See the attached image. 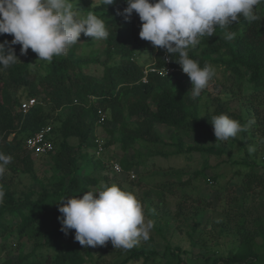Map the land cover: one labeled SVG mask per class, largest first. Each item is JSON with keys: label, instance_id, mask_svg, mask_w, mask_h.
I'll list each match as a JSON object with an SVG mask.
<instances>
[{"label": "trees", "instance_id": "1", "mask_svg": "<svg viewBox=\"0 0 264 264\" xmlns=\"http://www.w3.org/2000/svg\"><path fill=\"white\" fill-rule=\"evenodd\" d=\"M126 6L125 0H116L109 6L99 0L93 7L94 11H105L109 15L106 25L109 36L103 40V62L76 56L75 46H72L67 54L54 57L48 63L47 73L36 81L29 69L30 55L27 53L22 58L21 46L17 44L13 48L20 61L7 69L0 66V153L12 157L8 171L0 178L5 192L0 204V244L5 249L1 241L15 236L12 246L16 252L15 258L10 257L0 264H128L133 261L141 264H264V168L256 169L254 162L243 161L247 170L239 183L225 187L218 198L223 205L214 228L219 237H231L236 243L227 257L211 255L192 259L180 247L169 243L161 254L143 246L115 249L110 241L107 249L95 256L91 246L71 243L74 229L67 235L60 230L58 217L62 214L57 201L72 196L82 198L101 180L107 181L101 172L108 168V162L93 152L99 126L111 124L105 129L110 136V140H103L106 149L115 142L123 153L135 150L138 145L150 149L152 156L162 158L193 153L210 156L221 152L213 146H187L184 140L196 135L215 141L211 118L227 114L246 126L241 132L242 138H256L264 144V15L252 23L247 20L245 24L240 23L245 21L241 17L227 29L217 27L213 36L201 37L200 44L189 50L190 58L197 60L201 67L206 63L222 67L230 80L215 87L224 88L244 109V113L236 112L218 95H211L208 97L213 109L202 117L198 113L200 97L193 99L190 90L183 86L184 82H191L190 78L180 74L166 77L151 74L146 84L141 83L145 65L136 63L133 57L151 42L139 37L141 21L135 12L130 21L117 14V10L122 13ZM257 8L264 9V4ZM226 33H235V36L229 39ZM12 39L10 34L0 35V43ZM165 55L172 65H179L175 62L178 54L171 57L165 49H154L152 62L160 66ZM115 57L121 61L112 63ZM90 64L102 66L101 76L84 72V67ZM22 89L27 92L24 99L17 97ZM90 97L94 98L92 102ZM27 98H35L37 104L23 114L19 106ZM74 100L78 103L74 104ZM98 110L107 115L103 125L98 124ZM45 126H51L49 139L54 151L36 158L24 149V142ZM158 126L173 130L168 142L156 130ZM115 133L119 138L113 137ZM174 139L176 142H172ZM158 144L173 151L152 149ZM39 161L46 165L47 174L37 173L35 165ZM138 163L120 160L124 173ZM87 170L90 175L85 173ZM19 175L28 176L35 186L17 193L12 188V178ZM129 184L134 187L139 183L129 181ZM175 185L164 184L160 188L170 192ZM177 185L183 186V192L173 220L190 221L188 236L192 239L197 231L195 219L200 212L212 209V204L201 196L187 193L185 188L190 186L189 182ZM146 195L150 198L148 193ZM155 195L164 203L163 192ZM151 202L147 200L148 204ZM26 243L30 250L22 252L21 247ZM13 251L10 256L14 255Z\"/></svg>", "mask_w": 264, "mask_h": 264}, {"label": "clouds", "instance_id": "2", "mask_svg": "<svg viewBox=\"0 0 264 264\" xmlns=\"http://www.w3.org/2000/svg\"><path fill=\"white\" fill-rule=\"evenodd\" d=\"M116 0H100L113 5ZM123 12L130 21L135 12L141 21L139 37L151 42L154 49H165L169 56L178 54V63L191 81V97L201 96L216 75L211 64L200 66L190 58L189 50L200 44L201 37H211L216 28L227 29L241 17L249 23L257 21V6L264 0H125ZM13 39L0 43V66L7 69L20 61L13 45H20V55L28 50L37 54V61L51 63L54 57L65 55L79 43L81 34L92 40H106L109 32L106 20L89 11L79 16L71 0H0V35ZM229 39L235 33H226ZM0 69V70H2ZM203 117V116H202ZM216 141H228L246 130V126L227 114L211 118ZM12 157L0 153V178L8 171ZM5 192L0 186V204ZM58 217L61 231L66 235L75 230L74 239L84 247L105 246L111 242L115 249L130 250L141 240L149 239L154 227L145 219L143 205L130 191L116 184L102 190L87 191L82 198H61Z\"/></svg>", "mask_w": 264, "mask_h": 264}, {"label": "rangeland", "instance_id": "3", "mask_svg": "<svg viewBox=\"0 0 264 264\" xmlns=\"http://www.w3.org/2000/svg\"><path fill=\"white\" fill-rule=\"evenodd\" d=\"M99 0H71L73 4V10L77 12L79 16H86L89 11H94L93 7ZM95 14L106 20L108 24L109 15L105 11H94ZM257 16L264 15V9L256 8ZM242 24L245 21H239ZM75 46L74 52L76 56L89 57L103 62L105 57L103 53L104 43L103 40H92L91 37H86L81 34L79 43ZM74 48V47H73ZM71 48L68 50V52ZM67 52V53H68ZM66 53V54H67ZM29 57V69L32 74V78L36 81L42 78L47 73L48 62L37 61V54L28 50ZM152 54H154V48L151 44L145 45L139 53L133 58L135 62L142 65H148L152 62ZM25 55H22L23 58ZM226 54L223 53V58ZM121 59L115 57L111 62L119 63ZM216 69V75L212 81H210L208 87L202 91L199 100V116H203L207 111H212L211 102L209 97L211 95H218L228 106V108L244 113V109L240 107L239 102L233 100L225 93V89H218L215 87L217 84L225 85L230 80L229 75L224 74L222 67L218 65H212ZM103 68L100 64H90L84 67L86 74L101 76ZM183 86L190 90L191 82H184ZM26 90L22 89L18 91L17 97L24 99L26 97ZM111 124L107 123L105 126H99L96 129V136L103 139L105 142L110 140V136L105 131L106 128H110ZM156 130L161 135L163 140L168 142V138L173 133V130L166 129L165 127L158 126ZM115 139L119 138L118 133L113 136ZM185 144L187 146H213L221 153L218 155H202L200 153H193L191 155H179L170 156L168 158H162L159 156H152L150 149L135 146V150L138 149V153L135 150H129L123 153L117 143L110 145L106 152L101 156L105 162H117L120 164L121 159H125L129 162H139L134 165L128 173H114L109 167L105 168L101 172L103 178H107V181L101 180L99 184L93 189V191L102 190L106 183L110 186L112 184H120L121 188L125 191H130L136 195L143 205L145 219L151 220L154 223V227L150 231L149 239L147 241L141 240L139 244L134 247H145L149 249H155L160 254L163 251L165 244L169 243L171 246L180 247L183 251L188 253V257L195 259L201 257H209L216 255L219 257H227L228 253L236 247V243L231 237H219L217 230L214 228L216 221L218 220V212L222 208L223 202L218 199L221 196L222 190L225 187H233L239 183L241 175L247 170L242 164L243 161L254 162L256 169L262 170L264 168V144L256 139L242 138V134L239 133L237 137L229 139L228 141H210L207 137H201L196 135H190L186 138ZM172 142H176L174 139ZM152 149L163 150L164 152H171L173 148L162 146L161 144L153 145ZM37 173L48 172L46 165L43 162H36L35 165ZM86 174L90 175V171L87 170ZM199 173V174H198ZM131 175L134 178H131ZM129 181H133L138 184L131 187ZM179 182H189L190 186L185 188L187 193L193 196H201L212 204V209L200 212V215L195 219L197 231L192 239L189 238L191 222L177 223L173 220V214L176 210V204L180 200L179 195L183 192V186L177 185ZM176 184L174 189L167 192V190L161 191V185L164 184ZM12 188L19 193L27 187H33V183L26 175H19L12 178ZM157 192L164 193V203L159 201L155 194ZM149 194L150 198L146 194ZM150 199L152 202L147 203ZM189 204H187L188 206ZM176 226H178L176 228ZM15 236H10L3 239L5 249L1 248L0 244V263L6 259L12 257L15 258L16 252L13 251ZM71 243L79 245V242L75 239L70 240ZM201 246L204 247L201 249ZM84 247V246H81ZM105 246L91 247L93 254L96 256L99 253L106 250ZM30 250L29 244H23L21 247L22 252H28ZM13 251L14 255L10 256L9 253ZM260 252V251H259ZM125 255L122 254V257ZM121 257V258H122ZM109 259V258H108ZM128 264H141V262L133 261Z\"/></svg>", "mask_w": 264, "mask_h": 264}, {"label": "built area", "instance_id": "4", "mask_svg": "<svg viewBox=\"0 0 264 264\" xmlns=\"http://www.w3.org/2000/svg\"><path fill=\"white\" fill-rule=\"evenodd\" d=\"M151 74L159 77L180 74L189 78L187 74L183 73L180 65H172L169 57L166 55L163 57V62L160 66H157L154 62L144 66L141 83L146 84L148 82V76ZM93 100V97L89 98L90 102ZM73 103L77 104L78 101L74 100ZM36 104L37 101L35 98H27L20 103L19 110H21L23 114L27 113V111ZM97 117L99 125H103L107 119L106 113L101 110H98ZM51 132V126L40 128L37 132L25 140L24 149L36 158L50 155L54 151L53 145L49 139ZM93 152L96 157H101L106 152L103 139L95 137ZM107 166L116 174L123 172L120 164L117 162H108ZM131 178H134V176L131 175Z\"/></svg>", "mask_w": 264, "mask_h": 264}]
</instances>
